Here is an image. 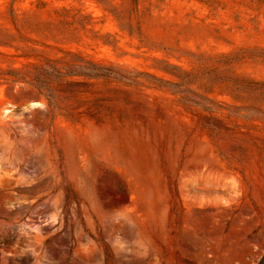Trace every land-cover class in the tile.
Listing matches in <instances>:
<instances>
[{
  "label": "rangeland",
  "instance_id": "374dc122",
  "mask_svg": "<svg viewBox=\"0 0 264 264\" xmlns=\"http://www.w3.org/2000/svg\"><path fill=\"white\" fill-rule=\"evenodd\" d=\"M263 254L264 0H0V264Z\"/></svg>",
  "mask_w": 264,
  "mask_h": 264
},
{
  "label": "trees",
  "instance_id": "16d2710c",
  "mask_svg": "<svg viewBox=\"0 0 264 264\" xmlns=\"http://www.w3.org/2000/svg\"><path fill=\"white\" fill-rule=\"evenodd\" d=\"M90 66H86V60L82 59L81 63L79 64H73V69L70 71H67L66 73L62 72L60 68L56 66L49 65L47 66V71H51L53 76H56L57 78H60L65 75H81V76H87V77H113L116 79L123 78L116 72L115 68L113 67H107V66H98L97 64H93L91 62L87 63ZM255 264H264V254L260 258L259 261H257Z\"/></svg>",
  "mask_w": 264,
  "mask_h": 264
}]
</instances>
